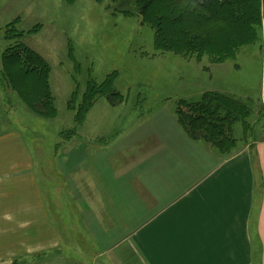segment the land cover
<instances>
[{"label": "crops", "instance_id": "0c3cea01", "mask_svg": "<svg viewBox=\"0 0 264 264\" xmlns=\"http://www.w3.org/2000/svg\"><path fill=\"white\" fill-rule=\"evenodd\" d=\"M174 118L60 166L0 133V264H264V124L224 155Z\"/></svg>", "mask_w": 264, "mask_h": 264}, {"label": "rangeland", "instance_id": "374dc122", "mask_svg": "<svg viewBox=\"0 0 264 264\" xmlns=\"http://www.w3.org/2000/svg\"><path fill=\"white\" fill-rule=\"evenodd\" d=\"M127 2L0 0V133L20 130L30 155L54 158L59 166L60 156L110 158L120 152L110 145L116 138L126 139L141 122H173L180 103H197L199 92L211 88L251 108L250 116L233 126L234 144L221 153L231 155L255 138L264 124V21L261 44L217 63L204 49L187 54L184 40L159 49L156 29ZM175 31L164 34L176 38ZM23 48L47 66L54 119L31 112L15 87L22 72L7 57ZM94 86L97 93L88 99ZM45 164L37 161L38 167ZM58 198L63 201L61 194ZM35 264L47 261L39 258Z\"/></svg>", "mask_w": 264, "mask_h": 264}, {"label": "trees", "instance_id": "16d2710c", "mask_svg": "<svg viewBox=\"0 0 264 264\" xmlns=\"http://www.w3.org/2000/svg\"><path fill=\"white\" fill-rule=\"evenodd\" d=\"M130 3L143 17V22L156 29L159 49L174 48L184 40L187 54L204 49L218 60L262 43L264 0H205L204 3L198 0H128L127 4ZM123 13L132 14L125 10ZM174 27L176 38L164 34ZM23 49L7 57L11 65L22 72V75L17 74L15 87L31 112L46 120L54 119L57 110L50 96L47 66L40 56ZM94 90L95 86L90 89L93 93L88 99L97 93ZM250 114L251 108L244 101L213 92L205 93L197 103H180L176 112L191 139L219 152L234 144L233 126L243 123Z\"/></svg>", "mask_w": 264, "mask_h": 264}]
</instances>
